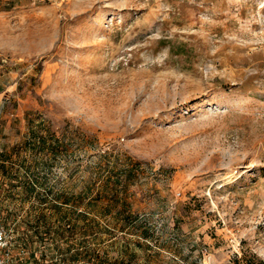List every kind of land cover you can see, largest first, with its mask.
<instances>
[{"label": "rangeland", "instance_id": "rangeland-1", "mask_svg": "<svg viewBox=\"0 0 264 264\" xmlns=\"http://www.w3.org/2000/svg\"><path fill=\"white\" fill-rule=\"evenodd\" d=\"M0 152L3 264H264V0H0Z\"/></svg>", "mask_w": 264, "mask_h": 264}, {"label": "trees", "instance_id": "trees-1", "mask_svg": "<svg viewBox=\"0 0 264 264\" xmlns=\"http://www.w3.org/2000/svg\"><path fill=\"white\" fill-rule=\"evenodd\" d=\"M56 141L57 142H55L54 143V145L57 147V146H59V144H58V140L56 139ZM45 143H46V141H45V138L43 137V136H38L37 138H35V144H37V145H39L40 147H43L44 145H45ZM5 156V154H4V152H0V157H4ZM1 159V158H0ZM5 160L6 159H1L0 160V170L2 171V175L3 176H5V175H7V173H8V170L5 168V166H4V162H5ZM264 170V169H263ZM8 181H9V186L11 185V187H15L16 185H13L12 183H10L11 181H10V178H8ZM6 184V183H5ZM7 185V184H6ZM3 190V189H2ZM29 190H32V188H31V186H29ZM9 193V191H7L6 190V193ZM12 192V191H11ZM11 218V212H5V215H4V217H2L1 219L3 220V221H7V220H9ZM15 218V217H14ZM239 264L238 263V261H234V264ZM245 264H254V263H252V261H246V263Z\"/></svg>", "mask_w": 264, "mask_h": 264}, {"label": "built area", "instance_id": "built-area-1", "mask_svg": "<svg viewBox=\"0 0 264 264\" xmlns=\"http://www.w3.org/2000/svg\"><path fill=\"white\" fill-rule=\"evenodd\" d=\"M8 246H9V241L6 237L5 232L0 229V253L3 252L5 254H8ZM3 259L0 257V264H3Z\"/></svg>", "mask_w": 264, "mask_h": 264}]
</instances>
